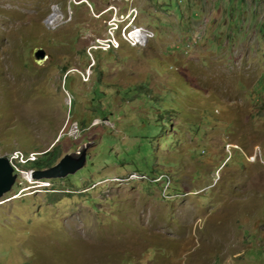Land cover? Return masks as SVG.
<instances>
[{
	"label": "rangeland",
	"instance_id": "1",
	"mask_svg": "<svg viewBox=\"0 0 264 264\" xmlns=\"http://www.w3.org/2000/svg\"><path fill=\"white\" fill-rule=\"evenodd\" d=\"M90 141L27 177L24 154ZM258 147L264 0H0V264H264Z\"/></svg>",
	"mask_w": 264,
	"mask_h": 264
},
{
	"label": "water",
	"instance_id": "2",
	"mask_svg": "<svg viewBox=\"0 0 264 264\" xmlns=\"http://www.w3.org/2000/svg\"><path fill=\"white\" fill-rule=\"evenodd\" d=\"M38 61L40 58L48 57L44 50L37 52ZM93 141L80 145L78 150L65 154L56 164L45 167L35 168L32 172L34 179H57L65 178L70 174H75L82 169L87 162V155ZM19 178V171L15 170L9 156H0V198L9 193Z\"/></svg>",
	"mask_w": 264,
	"mask_h": 264
},
{
	"label": "clouds",
	"instance_id": "3",
	"mask_svg": "<svg viewBox=\"0 0 264 264\" xmlns=\"http://www.w3.org/2000/svg\"><path fill=\"white\" fill-rule=\"evenodd\" d=\"M129 18H131V14L130 15H128V18L127 19H122L120 22H121V24H122V26L124 25V31H125V33H123L124 34V38L125 39H127L130 43H132L131 42V39H130V35H131V33L132 32H134L135 30H139L140 31V28H138L136 25L135 26H133V24H134V21H132V22H130V19ZM128 29H129V31H128ZM141 33V32H140ZM142 37H144V35L142 36ZM144 39V38H143ZM100 41V40H99ZM116 39L114 40V41H112V39L110 38L108 41H107V45H103V43L102 42H100V43H98V44H95L94 45V47L95 48H100V49H102V50H108V49H110L112 46H114V47H116V45H115V43H116ZM112 44V46L110 47V45ZM136 45V44H135ZM134 45V46H135ZM139 45H141V44H139ZM143 45H145L144 43H143ZM142 45V46H143ZM106 46V47H105ZM70 74V69L66 72V74H64L65 75V80H67L66 79V76L67 75H69ZM256 152H258V155L256 156V160H252V158H249L252 162H260V158H262V155L264 154V149H262L261 147H258L257 149H255V153ZM10 157V156H9ZM261 162H264V159H261ZM32 169H35V168H32Z\"/></svg>",
	"mask_w": 264,
	"mask_h": 264
},
{
	"label": "trees",
	"instance_id": "4",
	"mask_svg": "<svg viewBox=\"0 0 264 264\" xmlns=\"http://www.w3.org/2000/svg\"><path fill=\"white\" fill-rule=\"evenodd\" d=\"M64 68V73L66 74V72L69 70L67 67H63ZM69 75L66 76V79L68 78ZM43 154H48L49 157H47V159L45 160H41L40 157H38L35 161H29L32 162L33 167L32 168H45V167H49L52 166L54 164H56L62 157V154L60 153V151L58 149H54L53 151H47Z\"/></svg>",
	"mask_w": 264,
	"mask_h": 264
},
{
	"label": "bare ground",
	"instance_id": "5",
	"mask_svg": "<svg viewBox=\"0 0 264 264\" xmlns=\"http://www.w3.org/2000/svg\"><path fill=\"white\" fill-rule=\"evenodd\" d=\"M135 31H138V30H135ZM132 32L131 33V35H130V39H132V40H136L137 41V43H136V45H139V44H141V45H143V42L142 41H140L139 39H140V35L137 33V32ZM138 32H140V31H138ZM143 33V32H142ZM144 40V39H143ZM144 44H146V43H144ZM119 45V44H118ZM120 46V45H119ZM106 47V46H105ZM21 154H23L22 152H20ZM16 154L17 153H15L14 155H12L11 157H10V159H11V161H13V160H18V158H17V156H16ZM33 154H36V159L39 157V155H38V153H31V154H29V155H26V154H24L25 155V157H26V159L27 160H36L35 158L34 159H32V156H33ZM258 155V152H256V154L254 155V158L256 159V156ZM17 166L19 167V162L17 161ZM17 171H19V169L17 168ZM33 172V169H30L29 171H27L28 173V175H27V177H29V176H32V172ZM20 172V171H19ZM26 177V176H25ZM26 177V178H27ZM30 180V179H29ZM37 181V180H36ZM40 181H42V182H40ZM43 181H45V179H41V180H38V182H40V183H42L40 186H46V185H48L47 184V182L45 183V182H43ZM33 182V181H32Z\"/></svg>",
	"mask_w": 264,
	"mask_h": 264
},
{
	"label": "built area",
	"instance_id": "6",
	"mask_svg": "<svg viewBox=\"0 0 264 264\" xmlns=\"http://www.w3.org/2000/svg\"><path fill=\"white\" fill-rule=\"evenodd\" d=\"M77 125H78V124H77ZM78 128H79V126H78ZM252 160H256V159L254 158V156L252 157ZM29 161H35V160H25V163H26V162H29ZM12 163H13V165H14L15 170H17V160H13Z\"/></svg>",
	"mask_w": 264,
	"mask_h": 264
}]
</instances>
